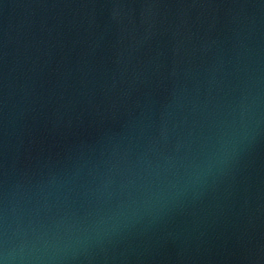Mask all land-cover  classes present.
Listing matches in <instances>:
<instances>
[{"label": "water", "instance_id": "95a60500", "mask_svg": "<svg viewBox=\"0 0 264 264\" xmlns=\"http://www.w3.org/2000/svg\"><path fill=\"white\" fill-rule=\"evenodd\" d=\"M0 264H264V0H0Z\"/></svg>", "mask_w": 264, "mask_h": 264}]
</instances>
